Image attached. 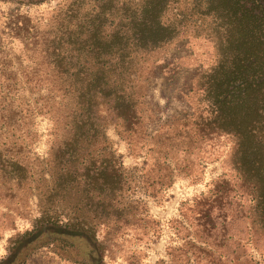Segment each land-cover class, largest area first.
Wrapping results in <instances>:
<instances>
[{
    "label": "trees",
    "instance_id": "16d2710c",
    "mask_svg": "<svg viewBox=\"0 0 264 264\" xmlns=\"http://www.w3.org/2000/svg\"><path fill=\"white\" fill-rule=\"evenodd\" d=\"M172 1L70 0L54 10L42 30L26 21L6 23L10 37L23 34L21 52L28 65L10 70V58L0 53V180L5 190L26 187L32 175L27 158L8 154L5 141L28 137L32 117L40 113L54 124L50 131L64 138L56 145L61 155L56 151L47 160L60 169L56 184L71 180L78 185L80 180L96 191L95 196L114 199L121 189L122 164L108 158L88 159L82 151L100 146L107 121L116 123L130 145L143 138L133 86L142 77L139 73L150 70L152 53L175 36L176 25L164 21ZM206 7L208 15L221 20L225 37L217 48L216 63L200 76L202 104L190 123L183 118L176 126L172 144L163 136L156 143L171 148L184 144L175 151L186 159L195 142L214 135L230 137L240 190L236 195L254 197L264 227V0H206ZM40 89L46 90L47 98L39 95ZM230 184L223 177L212 180V198L200 201L199 212L209 228L214 227L211 214L221 208ZM89 211L91 220L96 213L94 208ZM43 217V222L40 219L19 236L17 249L48 232L55 235L53 239L79 247L85 264H105L104 244L95 236V224L72 218L61 225L49 213ZM95 221L109 228L107 220Z\"/></svg>",
    "mask_w": 264,
    "mask_h": 264
},
{
    "label": "rangeland",
    "instance_id": "374dc122",
    "mask_svg": "<svg viewBox=\"0 0 264 264\" xmlns=\"http://www.w3.org/2000/svg\"><path fill=\"white\" fill-rule=\"evenodd\" d=\"M27 2L0 0V53L10 58V70H20L28 60L21 52L23 34L10 37L6 23L26 21L42 30L54 10L70 0ZM206 8V0H173L164 14L167 24L176 25L175 36L152 53L150 70L139 73L142 77L133 86L143 138L130 145L116 123L107 121L100 146L82 151L88 159L108 158L122 164L121 189L113 200L95 196L96 191L80 180L78 185L71 180L56 184L60 169L47 160L56 151L61 155L56 145L64 138L52 129L51 133L54 124L45 114L32 117L28 137L5 141L8 154L27 158L32 175L26 187L12 190H5L0 180V264H85L79 247L53 239L55 235L48 232L17 249L19 236L40 219L43 222L47 213L61 225L72 218L95 224V236L104 244L105 264H264V227L254 197L236 195L240 190L231 162L232 139L214 135L195 142L186 159L175 151L184 144L171 148L156 143L163 136L172 144L176 126L183 118L190 123L202 104L200 76L216 63L217 48L225 37L221 20L208 15ZM39 95L48 97L45 89ZM221 177L231 184L228 191L224 187L227 198L213 210L214 227L209 228L200 215V201L212 198V180ZM93 208L96 217L90 220ZM96 218L107 220L109 228Z\"/></svg>",
    "mask_w": 264,
    "mask_h": 264
}]
</instances>
